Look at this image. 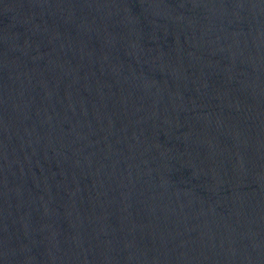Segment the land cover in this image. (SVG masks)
<instances>
[{
  "label": "water",
  "instance_id": "water-1",
  "mask_svg": "<svg viewBox=\"0 0 264 264\" xmlns=\"http://www.w3.org/2000/svg\"><path fill=\"white\" fill-rule=\"evenodd\" d=\"M0 264H264V0H0Z\"/></svg>",
  "mask_w": 264,
  "mask_h": 264
}]
</instances>
